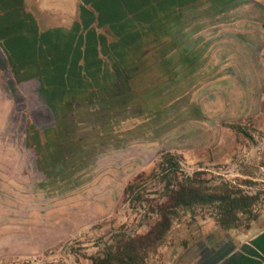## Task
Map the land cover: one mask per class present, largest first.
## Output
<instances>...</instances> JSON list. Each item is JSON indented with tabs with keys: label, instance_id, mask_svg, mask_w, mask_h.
Here are the masks:
<instances>
[{
	"label": "rangeland",
	"instance_id": "rangeland-1",
	"mask_svg": "<svg viewBox=\"0 0 264 264\" xmlns=\"http://www.w3.org/2000/svg\"><path fill=\"white\" fill-rule=\"evenodd\" d=\"M81 2L40 5L39 45L0 61V264H94L178 181L199 199L139 264H257L264 0Z\"/></svg>",
	"mask_w": 264,
	"mask_h": 264
},
{
	"label": "crops",
	"instance_id": "crops-1",
	"mask_svg": "<svg viewBox=\"0 0 264 264\" xmlns=\"http://www.w3.org/2000/svg\"><path fill=\"white\" fill-rule=\"evenodd\" d=\"M80 4L81 0H0V61L9 53L22 55L25 46L39 45L38 35L35 34L34 39L32 29L34 22L37 23L35 29L38 28V18L35 15L40 5L69 7ZM243 246L246 248L245 252L236 251L239 252V257L252 263H264V229L250 240H245ZM248 247L252 249L251 253L247 251Z\"/></svg>",
	"mask_w": 264,
	"mask_h": 264
},
{
	"label": "trees",
	"instance_id": "trees-1",
	"mask_svg": "<svg viewBox=\"0 0 264 264\" xmlns=\"http://www.w3.org/2000/svg\"><path fill=\"white\" fill-rule=\"evenodd\" d=\"M163 175L166 177L169 176V173ZM172 176V174H171ZM173 178H176L173 173ZM135 183L129 184L125 188V194L131 195L133 193ZM165 197L166 202L160 205H154L153 213L156 214L157 220L152 228L143 236L140 237H127L124 239L122 244L113 249H108L104 258H98L94 261V264H139L140 261V252L147 249L153 248L156 242H159L163 236L169 231L171 227V219L174 217V211L172 209L178 206H189L199 199L198 191L192 189L187 181L180 183L179 181L176 184H168L165 188ZM136 198L140 200L141 196L138 194ZM239 200L233 199L232 201L226 203L227 205V214L226 219L221 221L222 224L228 225L235 221V209L237 208ZM172 204V205H170ZM233 205V207H231ZM249 205V203H245ZM236 208H235V207Z\"/></svg>",
	"mask_w": 264,
	"mask_h": 264
}]
</instances>
